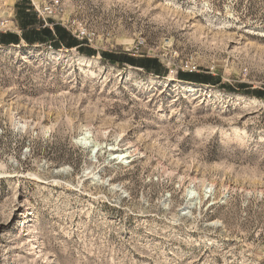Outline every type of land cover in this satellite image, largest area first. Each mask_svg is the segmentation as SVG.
Returning <instances> with one entry per match:
<instances>
[{"label":"rangeland","instance_id":"1","mask_svg":"<svg viewBox=\"0 0 264 264\" xmlns=\"http://www.w3.org/2000/svg\"><path fill=\"white\" fill-rule=\"evenodd\" d=\"M59 1L0 46V264H264V0Z\"/></svg>","mask_w":264,"mask_h":264},{"label":"built area","instance_id":"2","mask_svg":"<svg viewBox=\"0 0 264 264\" xmlns=\"http://www.w3.org/2000/svg\"><path fill=\"white\" fill-rule=\"evenodd\" d=\"M37 17L41 20L45 27L48 26L47 21L50 19H56L63 21V7L59 0L51 1L48 4L42 5L39 9H36ZM69 27L73 29V34H71L75 39L81 42H90L88 36L82 32L80 29L75 27V21L68 23ZM12 30L9 27V22L7 20L0 19V33H11Z\"/></svg>","mask_w":264,"mask_h":264},{"label":"trees","instance_id":"3","mask_svg":"<svg viewBox=\"0 0 264 264\" xmlns=\"http://www.w3.org/2000/svg\"><path fill=\"white\" fill-rule=\"evenodd\" d=\"M41 21V20H40ZM42 22V21H41ZM33 24V23H32ZM32 24L30 25H22V28H21V31H22V40L28 44V45H34V44H39V43H42L40 40L38 39H35V40H29L27 38V33L28 32H32V31H35V32H39V30L42 28L43 32L47 35V36H50L52 37L53 33L54 35L58 36L59 35V31H58V28L54 27L53 29H49V27H45L43 22L42 24L40 25V28L39 29H36L35 27L34 28H31V29H28L30 28L29 26H31ZM0 46H8L10 44H14V45H18L19 44V39L18 37L12 35L11 33H0Z\"/></svg>","mask_w":264,"mask_h":264},{"label":"bare ground","instance_id":"4","mask_svg":"<svg viewBox=\"0 0 264 264\" xmlns=\"http://www.w3.org/2000/svg\"><path fill=\"white\" fill-rule=\"evenodd\" d=\"M80 142L84 143L85 145L89 146L91 143L89 141V134L88 132H86L80 139H79ZM94 146V149H98V145L95 143L93 144L91 147ZM117 158H121V159H126L127 158V155L125 153H121V154H118L117 155ZM193 191H189V194L190 195H193Z\"/></svg>","mask_w":264,"mask_h":264},{"label":"crops","instance_id":"5","mask_svg":"<svg viewBox=\"0 0 264 264\" xmlns=\"http://www.w3.org/2000/svg\"><path fill=\"white\" fill-rule=\"evenodd\" d=\"M35 28H36V29H39L40 27H36V26H35ZM51 28H52V26H51ZM11 34L14 35V36H16V37H18V39H19L20 42H24V41L22 40V31H21V30H20V31H18V30H17V31H12ZM20 42H19V44H20ZM19 44H18V45H19ZM8 46H15V45H14V44H10V45H8Z\"/></svg>","mask_w":264,"mask_h":264}]
</instances>
